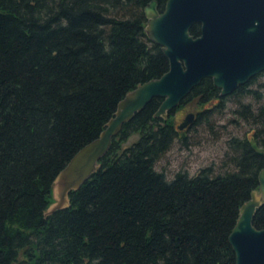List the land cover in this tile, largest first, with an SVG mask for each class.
<instances>
[{
	"label": "trees",
	"instance_id": "trees-1",
	"mask_svg": "<svg viewBox=\"0 0 264 264\" xmlns=\"http://www.w3.org/2000/svg\"><path fill=\"white\" fill-rule=\"evenodd\" d=\"M149 1L0 0V264H234L228 235L264 167V81L256 82L264 71L224 97L202 79L175 108H197L189 126L207 124L236 97L250 138L228 139L222 166L230 170L206 166L170 180L156 172L185 138L175 109L153 118L154 98L68 193V207L43 216L54 177L98 137L116 104L167 71L143 31ZM154 1L161 12L166 0ZM189 34L197 37L199 25ZM252 226L264 230V204Z\"/></svg>",
	"mask_w": 264,
	"mask_h": 264
},
{
	"label": "water",
	"instance_id": "water-1",
	"mask_svg": "<svg viewBox=\"0 0 264 264\" xmlns=\"http://www.w3.org/2000/svg\"><path fill=\"white\" fill-rule=\"evenodd\" d=\"M143 16L144 34L160 48L167 71L127 92L98 137L57 173L50 187L52 202L44 217L68 207V193L98 169V161L121 126L152 99H161L153 118L165 120L202 79H210L218 96L224 97L264 71V0H166L161 12L151 0L143 8ZM193 24L199 25L197 37L189 34ZM193 117L186 114L176 129H187ZM251 147L256 149L254 143ZM261 153L264 157V147ZM262 204L264 167L257 173V189L239 207L228 235L234 264H264V230L252 226L255 211Z\"/></svg>",
	"mask_w": 264,
	"mask_h": 264
},
{
	"label": "rangeland",
	"instance_id": "rangeland-1",
	"mask_svg": "<svg viewBox=\"0 0 264 264\" xmlns=\"http://www.w3.org/2000/svg\"><path fill=\"white\" fill-rule=\"evenodd\" d=\"M263 81L262 77L256 82ZM249 88L255 89V85ZM240 103L250 104L255 108L254 101L250 97L241 98ZM237 106L236 97H230L225 101L224 108L220 112L215 111L207 124L198 123L181 130L185 139L174 140L168 151L155 162L154 170L162 172L167 180H170L176 172L184 171L191 176L198 169L206 166H212L215 173L230 170V166H222L225 155L228 154L226 145L228 139L245 136L250 138L248 126L237 119L234 113ZM196 109L191 106L175 109L173 113L175 125L180 124L186 114L196 112ZM198 111L200 110L197 109ZM136 138V135L131 136L123 146H128Z\"/></svg>",
	"mask_w": 264,
	"mask_h": 264
}]
</instances>
